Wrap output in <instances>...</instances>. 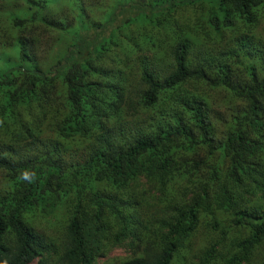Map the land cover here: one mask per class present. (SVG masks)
Instances as JSON below:
<instances>
[{
  "label": "trees",
  "instance_id": "obj_1",
  "mask_svg": "<svg viewBox=\"0 0 264 264\" xmlns=\"http://www.w3.org/2000/svg\"><path fill=\"white\" fill-rule=\"evenodd\" d=\"M101 260L264 264V0H0V264Z\"/></svg>",
  "mask_w": 264,
  "mask_h": 264
},
{
  "label": "rangeland",
  "instance_id": "obj_2",
  "mask_svg": "<svg viewBox=\"0 0 264 264\" xmlns=\"http://www.w3.org/2000/svg\"><path fill=\"white\" fill-rule=\"evenodd\" d=\"M15 5L17 3H14ZM14 4H11V5H14ZM125 255V252L122 250V249H118L116 251H113L112 254H110L111 257H119V256H124ZM103 263V260H101L98 264H102ZM32 264H37V262H34Z\"/></svg>",
  "mask_w": 264,
  "mask_h": 264
},
{
  "label": "clouds",
  "instance_id": "obj_3",
  "mask_svg": "<svg viewBox=\"0 0 264 264\" xmlns=\"http://www.w3.org/2000/svg\"><path fill=\"white\" fill-rule=\"evenodd\" d=\"M35 262H37V261H35ZM34 263V262H33ZM32 264V263H31Z\"/></svg>",
  "mask_w": 264,
  "mask_h": 264
}]
</instances>
